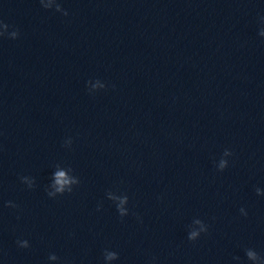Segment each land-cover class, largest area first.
Instances as JSON below:
<instances>
[{
	"label": "water",
	"instance_id": "water-1",
	"mask_svg": "<svg viewBox=\"0 0 264 264\" xmlns=\"http://www.w3.org/2000/svg\"><path fill=\"white\" fill-rule=\"evenodd\" d=\"M0 22V264H264V0Z\"/></svg>",
	"mask_w": 264,
	"mask_h": 264
},
{
	"label": "clouds",
	"instance_id": "clouds-1",
	"mask_svg": "<svg viewBox=\"0 0 264 264\" xmlns=\"http://www.w3.org/2000/svg\"><path fill=\"white\" fill-rule=\"evenodd\" d=\"M58 10H59V6H58ZM68 13L65 11L64 12V15H67ZM0 24H3L2 22H0ZM8 26V25H7ZM14 37L17 35V31H14L13 32V34H12ZM0 36H3V34L2 33H0ZM224 167V162L222 161L221 162V168H223ZM70 183H72V181H70L69 180V178L68 177H66V174H65V172L64 171H57L56 173H55V189H56V192H59V193H63L64 191H65V186L66 185H68V184H70ZM72 191V189H68V192L70 193ZM260 189L259 188H257L256 189V193H257V195H259L260 194ZM47 195L48 196H51L52 195V193H47ZM7 206H9V207H16V205H14V204H12L10 201L8 202V204H7ZM240 211H241V213H244V210L243 209H240ZM247 213H244V215H246ZM195 235H196V233H193L192 234V236L191 237H189V239H192L193 237H195ZM18 243H19V241H17ZM20 247L21 248H27V247H29V244H28V242L27 241H23L21 244H20ZM114 255L115 254H112V253H110V254H108V256L106 257L107 259H112V258H114ZM247 256L250 258V259H254L255 258V256H254V254L251 252V251H249L248 253H247ZM57 257L55 256V255H50L49 256V259H56Z\"/></svg>",
	"mask_w": 264,
	"mask_h": 264
}]
</instances>
